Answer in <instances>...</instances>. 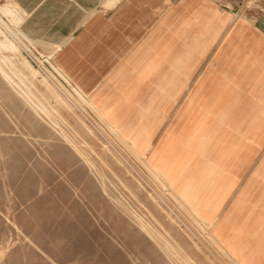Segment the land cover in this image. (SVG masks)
<instances>
[{"label": "crops", "instance_id": "crops-1", "mask_svg": "<svg viewBox=\"0 0 264 264\" xmlns=\"http://www.w3.org/2000/svg\"><path fill=\"white\" fill-rule=\"evenodd\" d=\"M13 1L28 37L60 46L72 86L194 211L216 216L232 257L264 264V14L220 7L240 0Z\"/></svg>", "mask_w": 264, "mask_h": 264}, {"label": "rangeland", "instance_id": "rangeland-1", "mask_svg": "<svg viewBox=\"0 0 264 264\" xmlns=\"http://www.w3.org/2000/svg\"><path fill=\"white\" fill-rule=\"evenodd\" d=\"M7 3L20 21L10 27L33 45L18 44L1 17L0 41L18 49L0 50V264H234L53 69L57 51L28 37L26 13ZM225 3L264 14L258 0Z\"/></svg>", "mask_w": 264, "mask_h": 264}, {"label": "bare ground", "instance_id": "bare-ground-1", "mask_svg": "<svg viewBox=\"0 0 264 264\" xmlns=\"http://www.w3.org/2000/svg\"><path fill=\"white\" fill-rule=\"evenodd\" d=\"M1 17H5L7 18V22L4 23L5 27L9 30H11V34L13 35L14 39L16 40V42L18 44H21L24 49L26 48L27 50L31 51L30 48L32 47V43L26 38L25 35H23L21 32H19V30H14L13 28L10 27V23L11 24H17L19 23V18L17 17V10L14 4L12 3H7L4 5H0V19ZM196 22V21H195ZM186 29V28H185ZM192 29V28H191ZM187 32V31H186ZM179 39V38H178ZM181 40V39H179ZM18 49V46H16L14 43H12L11 41H9L8 39H6V37H4L3 41H0V50L6 51L8 53H15ZM60 49L59 45L54 46V52L58 51ZM52 52V53H54ZM41 56V55H40ZM206 56V55H205ZM26 64V63H24ZM55 71H57L60 76H64L62 71L60 70V68L54 67L53 68ZM120 70V69H119ZM153 71V70H152ZM33 72V71H32ZM36 72H33L32 75L35 76ZM130 74V73H129ZM115 75V74H114ZM121 76V75H120ZM129 76V75H128ZM127 77V76H126ZM131 78V77H130ZM129 78V79H130ZM151 78V77H150ZM65 79V78H64ZM66 80V79H65ZM41 81H43V83L49 87V85L45 82V79L42 78ZM128 82V81H127ZM133 83V82H132ZM148 83V82H147ZM123 85V84H122ZM135 85V84H134ZM140 85V84H139ZM74 90V89H73ZM66 93L69 95V97L73 100H75L76 102H79L81 104L82 99L80 100L79 98H77L78 96H76V94L74 93V91H69L66 90ZM65 97V96H64ZM58 98V97H57ZM59 100V99H58ZM240 101V100H239ZM83 102H85V100L83 99ZM86 104L88 105V107L97 114V116L104 121L107 126L110 128V130L112 132L115 133V135H117L134 153L135 156H137L139 153H137V151H135V149L131 146V144L128 143V141L119 134V132L116 130V128H114V126H112L111 124H109L101 115L100 112L98 111V109L89 101H86ZM174 104V103H173ZM136 105V104H134ZM139 107V106H138ZM137 107V108H138ZM150 111V110H149ZM123 112V111H122ZM262 113V112H260ZM125 114V113H124ZM258 114V112H257ZM126 115V114H125ZM221 116V115H220ZM123 117V115L121 116ZM139 117V116H138ZM146 117V116H145ZM144 117V118H145ZM215 117V116H214ZM257 117V116H256ZM119 118V117H118ZM255 119V118H254ZM118 120V119H117ZM144 120V119H143ZM142 120V121H143ZM214 120V119H213ZM256 120V119H255ZM116 121V120H115ZM130 121V120H129ZM158 122V121H157ZM142 123V122H141ZM148 123V122H147ZM146 123V124H147ZM216 124V123H215ZM224 124V123H223ZM103 125V124H102ZM130 126V125H129ZM146 126V125H145ZM209 126V125H208ZM216 126V125H215ZM225 126V125H224ZM150 127V126H149ZM222 127V126H221ZM118 128V127H117ZM208 128V127H207ZM206 128V130H208ZM216 128V127H215ZM219 128V127H218ZM223 128V127H222ZM129 129V128H128ZM131 129V128H130ZM144 129V128H143ZM210 129V128H209ZM109 130V129H108ZM224 130V129H223ZM122 131V130H121ZM147 131V130H146ZM205 131V130H204ZM128 132V131H127ZM144 133V132H143ZM204 133V132H203ZM123 134V133H122ZM130 134V133H129ZM141 134V133H140ZM211 134V133H210ZM205 135V134H204ZM217 135V134H216ZM207 139V138H206ZM218 139V137H217ZM202 140V139H201ZM136 142V141H135ZM210 142V141H209ZM253 142V141H252ZM213 147V146H211ZM250 150V149H249ZM261 152V151H260ZM207 153V152H206ZM248 153V152H247ZM143 155V154H141ZM199 155V154H198ZM247 155V154H246ZM201 156V155H200ZM194 157V156H193ZM192 157V158H193ZM264 160V159H263ZM203 161V160H202ZM146 164H143L144 167L156 178H158L159 180H161L162 182H164L168 188L170 189V191L172 192V194L174 195V197H176L178 199V202L180 201V203L184 204L190 211L193 212L194 214V218H196L198 221L199 226H203L204 228H211V241L216 244L228 257H230V259L234 262V264H245L243 260H237L236 258L232 257V255L228 252L227 248H225L223 242L220 240L219 238V233L215 228V221H216V216L215 215H208V216H203L200 215L199 213H197L196 211H194V209L189 206L188 202L178 193L176 192L166 181V179L159 173L157 172L153 167L150 166V164L148 163V161L146 160ZM254 162V161H253ZM187 163V162H186ZM185 163V164H186ZM193 163V162H192ZM188 164V163H187ZM191 166V165H190ZM184 167V166H183ZM196 167V166H195ZM198 168V167H197ZM259 168V167H258ZM235 169V168H234ZM248 170V169H247ZM196 171V170H195ZM253 172V171H252ZM245 175V174H244ZM248 177V176H247ZM178 181V180H177ZM261 181V180H260ZM264 182V181H263ZM253 184V183H252ZM256 184V183H255ZM253 186V185H252ZM197 187V185H196ZM237 187V186H236ZM257 190V189H256ZM194 191V190H192ZM261 192V191H260ZM232 193V192H231ZM247 198V197H246ZM261 199V198H259ZM245 200V199H244ZM238 202V201H237ZM239 203V202H238ZM245 203V202H244ZM257 203V202H256ZM237 204V203H236ZM242 204V203H241ZM246 205V204H245ZM223 206V205H222ZM256 207V206H255ZM250 213V212H249ZM250 215V214H249ZM257 217V216H256ZM229 221V220H228ZM248 221V219H247ZM250 221V220H249ZM236 223V222H235ZM226 224V223H225ZM233 225V224H232ZM235 225V224H234ZM200 228V227H199ZM251 228V227H250ZM249 228V229H250ZM202 230V229H200ZM248 231V230H246ZM245 234V233H244ZM243 234V235H244ZM247 236V235H246ZM207 242V241H206ZM209 244V243H208ZM210 246V245H209ZM238 246V245H237ZM181 250V249H180ZM218 263V262H217Z\"/></svg>", "mask_w": 264, "mask_h": 264}]
</instances>
